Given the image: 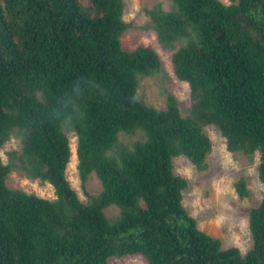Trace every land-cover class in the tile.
<instances>
[{"label":"trees","instance_id":"16d2710c","mask_svg":"<svg viewBox=\"0 0 264 264\" xmlns=\"http://www.w3.org/2000/svg\"><path fill=\"white\" fill-rule=\"evenodd\" d=\"M146 8L159 44L173 50L175 75L189 84L183 115L165 89L166 108L138 90L163 71L157 51L123 46L132 23L124 0H0V264H108L142 255L149 264H264V195L249 210L252 247L223 248L183 203L186 157L208 166L215 125L227 149L258 154L264 185V0H170ZM77 136V171L101 182L83 202L67 177ZM139 134L137 140L123 136ZM20 170L49 183L55 198L7 179ZM236 189L249 194L246 180ZM118 213L109 216L106 209Z\"/></svg>","mask_w":264,"mask_h":264},{"label":"rangeland","instance_id":"374dc122","mask_svg":"<svg viewBox=\"0 0 264 264\" xmlns=\"http://www.w3.org/2000/svg\"><path fill=\"white\" fill-rule=\"evenodd\" d=\"M229 3L230 0H222ZM124 18L131 22L132 26L122 36L123 46L133 49L138 45H147L157 51L161 58L163 71L158 76L147 77L143 80L138 94L141 99L150 106L158 109L166 108V96L163 90L172 91L179 101V107L183 115L188 114L191 106V89L187 82L177 78L172 63L173 50L162 47L157 34L151 27L150 16L146 8H151L158 2H162L164 8L170 9V0H124ZM210 136L213 148L208 157V166L204 170H198L186 157L174 158V171L188 179V186L183 192V203L189 213L198 222L199 227L222 241L223 248L238 247L246 253L253 245L249 229V210L259 205L264 195V185L258 175L259 155L254 161H248L246 157L230 152L226 147L225 138L215 125L205 128ZM70 137L72 156L67 168V177L73 188L80 195L83 202L88 201V194H97L102 185L95 175H90L85 183H82L77 171V136L71 130H67ZM127 141L137 140L139 134L124 135ZM21 143L17 137H12L1 148V155L5 162L9 161V151L20 150ZM244 178L249 194L241 197L236 189V182ZM7 184L12 188H23L39 196L55 198L54 187L49 183H40L38 180L28 179L20 170L12 172L7 179ZM115 206L106 209L109 216L118 213ZM108 264H149L142 255H127L112 258Z\"/></svg>","mask_w":264,"mask_h":264}]
</instances>
